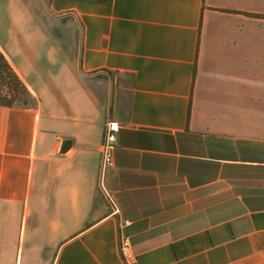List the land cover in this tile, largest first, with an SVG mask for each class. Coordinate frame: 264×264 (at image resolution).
Here are the masks:
<instances>
[{"label": "crops", "instance_id": "1", "mask_svg": "<svg viewBox=\"0 0 264 264\" xmlns=\"http://www.w3.org/2000/svg\"><path fill=\"white\" fill-rule=\"evenodd\" d=\"M0 51V264H264V0H0Z\"/></svg>", "mask_w": 264, "mask_h": 264}, {"label": "built area", "instance_id": "2", "mask_svg": "<svg viewBox=\"0 0 264 264\" xmlns=\"http://www.w3.org/2000/svg\"><path fill=\"white\" fill-rule=\"evenodd\" d=\"M117 123L110 117H107L104 125V132L101 144V164L100 173L106 167L113 165V151L116 145ZM127 221H125L126 223ZM120 254L125 264H138L130 250L129 239L126 236H120L119 240Z\"/></svg>", "mask_w": 264, "mask_h": 264}, {"label": "trees", "instance_id": "3", "mask_svg": "<svg viewBox=\"0 0 264 264\" xmlns=\"http://www.w3.org/2000/svg\"><path fill=\"white\" fill-rule=\"evenodd\" d=\"M27 99V87L0 51V105L12 106L17 101L26 103Z\"/></svg>", "mask_w": 264, "mask_h": 264}, {"label": "water", "instance_id": "4", "mask_svg": "<svg viewBox=\"0 0 264 264\" xmlns=\"http://www.w3.org/2000/svg\"><path fill=\"white\" fill-rule=\"evenodd\" d=\"M70 144H71V141L70 140L64 139L62 141V144H61V147H60V151L61 152H64L65 150H67V148L70 146Z\"/></svg>", "mask_w": 264, "mask_h": 264}, {"label": "rangeland", "instance_id": "5", "mask_svg": "<svg viewBox=\"0 0 264 264\" xmlns=\"http://www.w3.org/2000/svg\"><path fill=\"white\" fill-rule=\"evenodd\" d=\"M6 91H5V89L3 90V93H5Z\"/></svg>", "mask_w": 264, "mask_h": 264}]
</instances>
